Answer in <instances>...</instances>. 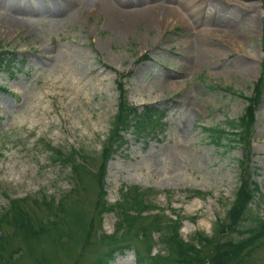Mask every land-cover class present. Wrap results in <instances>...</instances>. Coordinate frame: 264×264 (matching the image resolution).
Segmentation results:
<instances>
[{"label":"rangeland","instance_id":"obj_1","mask_svg":"<svg viewBox=\"0 0 264 264\" xmlns=\"http://www.w3.org/2000/svg\"><path fill=\"white\" fill-rule=\"evenodd\" d=\"M263 24L261 0H0V46L26 58L13 74L0 69V211L10 198L44 193L58 201L66 194L69 212L82 216L73 237L41 240L34 252L18 247L12 264H32L33 253L50 264H87L107 247L101 234L131 233L137 241L131 230L118 229L115 209L103 212L83 241L99 195L93 174L117 110L118 79L128 103L167 111L162 132L127 130L125 144L110 153L106 201L121 200L135 185L152 207L140 215L179 213L184 239L199 230L210 236L234 199L244 154L239 146L209 143L201 126L244 113V97L261 71ZM261 89L250 164L260 189L252 206L264 217ZM52 148L85 155L84 189L77 191L70 164L55 160ZM192 189L206 194L188 197ZM262 239L247 248L246 264H264ZM114 256L109 264H137L130 248Z\"/></svg>","mask_w":264,"mask_h":264},{"label":"trees","instance_id":"obj_2","mask_svg":"<svg viewBox=\"0 0 264 264\" xmlns=\"http://www.w3.org/2000/svg\"><path fill=\"white\" fill-rule=\"evenodd\" d=\"M264 8V0H261ZM264 25V24H263ZM261 46L263 60L261 71L253 84L252 94L244 97L246 106L244 113L236 118L227 117L222 123L201 126L209 143L224 147L243 149V157L239 159L238 184L234 199L230 203L223 218H216L213 233L208 236L203 231H195L189 240L184 239L179 232L183 216L179 213L171 215L163 211L140 215L142 211L150 210L151 204L146 199V191H141L135 185L122 191L121 200L108 203L103 190L105 165L111 152L118 151L126 142L124 133L133 129L135 133L156 135L164 129L166 108L153 104L142 106L128 103L124 95L123 85L117 80L119 98L109 133L102 147L98 172L93 178L99 183V195L93 207L91 219L85 232L87 241L94 229L96 219L100 222L105 211L115 209L118 213V229L132 231L137 241H130L131 233L118 236L101 234L100 240L109 239L103 252L96 255L87 264H109L114 253H123L125 249L133 250L137 264H246L247 248L259 244L264 237V217L258 216L252 206L259 185L254 180L256 168H252L250 151L253 136L254 109L256 108L264 84V29ZM26 58L19 56L14 49L0 46V69L13 74L20 71ZM3 89V88H2ZM54 159L63 164H70L73 183L77 191L84 189L83 175L89 174V166L85 155L80 151L62 152L52 148ZM79 159V161H78ZM78 161V162H77ZM148 192V191H147ZM206 192L199 189L189 190L188 197L204 196ZM66 195V194H65ZM56 199L52 195L40 193L37 196L10 198L8 204L0 211V264H12V259L18 254V247L33 249L41 240H50L52 244H60L65 238L73 237L74 227L82 224V216L66 207L64 196ZM71 222V223H70ZM245 222V223H244ZM136 223V225H135ZM62 230V231H61ZM61 231V232H60ZM123 232V230H121ZM158 234L157 242L161 245L153 251L157 242L153 235ZM34 252V249H33ZM32 264H50L45 256L33 253Z\"/></svg>","mask_w":264,"mask_h":264},{"label":"bare ground","instance_id":"obj_3","mask_svg":"<svg viewBox=\"0 0 264 264\" xmlns=\"http://www.w3.org/2000/svg\"><path fill=\"white\" fill-rule=\"evenodd\" d=\"M113 1V0H112ZM184 1V0H183ZM186 2V1H185ZM111 5V4H110ZM113 5V4H112ZM111 5V6H112ZM114 7V6H113ZM183 7H185V6H183ZM188 9V8H187ZM184 10V9H183ZM186 11V10H185ZM191 11V10H190ZM177 17V16H176ZM158 18V17H157ZM168 19V18H167ZM179 19V18H178ZM159 20H161V19H159ZM164 20H166L165 18H164ZM180 20V19H179Z\"/></svg>","mask_w":264,"mask_h":264}]
</instances>
